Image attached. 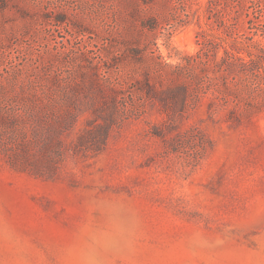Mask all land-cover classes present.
Returning <instances> with one entry per match:
<instances>
[{
	"label": "rangeland",
	"instance_id": "obj_1",
	"mask_svg": "<svg viewBox=\"0 0 264 264\" xmlns=\"http://www.w3.org/2000/svg\"><path fill=\"white\" fill-rule=\"evenodd\" d=\"M0 264H264V0H0Z\"/></svg>",
	"mask_w": 264,
	"mask_h": 264
},
{
	"label": "trees",
	"instance_id": "obj_2",
	"mask_svg": "<svg viewBox=\"0 0 264 264\" xmlns=\"http://www.w3.org/2000/svg\"><path fill=\"white\" fill-rule=\"evenodd\" d=\"M238 43V39L235 40ZM255 43V42H254ZM236 44V43H235ZM229 51L227 50V60H233L240 62L242 66H239L243 70L249 69L250 67L247 65V61L242 57V49L238 50L234 45H232ZM252 70H257V67H254ZM35 96H32L34 98ZM36 114H33L32 120L40 127L35 130V138L40 143L39 151L35 156L28 155V148L23 150V155L21 156L24 160L23 167L25 169L32 168V172L36 175L44 176V177H53L56 175L58 170V165L60 162L65 160V156L62 151V142H61V134L64 130H69L73 127L76 122L78 115L70 114L71 116H67L62 118L60 121L54 123L52 126H46L44 122V118L42 115V109L37 107ZM46 126V127H45ZM113 126H108L106 128L107 131H111ZM105 129V128H104ZM28 147V146H27ZM54 150L53 156L51 157V151ZM13 164L17 167H21L22 164H19L18 161L13 162Z\"/></svg>",
	"mask_w": 264,
	"mask_h": 264
}]
</instances>
